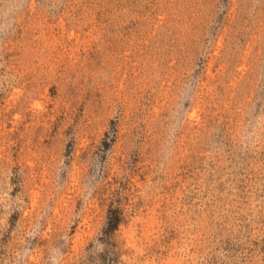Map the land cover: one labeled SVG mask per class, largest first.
<instances>
[{"label": "rangeland", "instance_id": "374dc122", "mask_svg": "<svg viewBox=\"0 0 264 264\" xmlns=\"http://www.w3.org/2000/svg\"><path fill=\"white\" fill-rule=\"evenodd\" d=\"M0 264H264V0H0Z\"/></svg>", "mask_w": 264, "mask_h": 264}]
</instances>
